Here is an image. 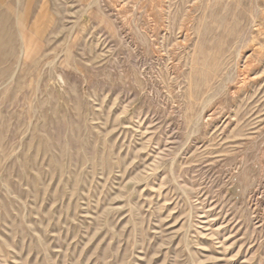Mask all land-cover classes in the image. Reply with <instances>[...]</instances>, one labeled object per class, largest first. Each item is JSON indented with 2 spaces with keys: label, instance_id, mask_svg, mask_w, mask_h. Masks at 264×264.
I'll return each mask as SVG.
<instances>
[{
  "label": "rangeland",
  "instance_id": "374dc122",
  "mask_svg": "<svg viewBox=\"0 0 264 264\" xmlns=\"http://www.w3.org/2000/svg\"><path fill=\"white\" fill-rule=\"evenodd\" d=\"M0 264H264V0H0Z\"/></svg>",
  "mask_w": 264,
  "mask_h": 264
},
{
  "label": "bare ground",
  "instance_id": "6f19581e",
  "mask_svg": "<svg viewBox=\"0 0 264 264\" xmlns=\"http://www.w3.org/2000/svg\"><path fill=\"white\" fill-rule=\"evenodd\" d=\"M1 44V43H0Z\"/></svg>",
  "mask_w": 264,
  "mask_h": 264
}]
</instances>
